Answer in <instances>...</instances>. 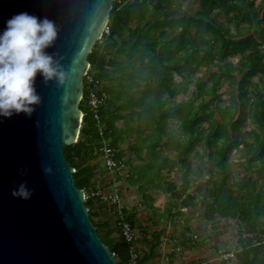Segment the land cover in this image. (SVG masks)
Returning a JSON list of instances; mask_svg holds the SVG:
<instances>
[{"label":"trees","instance_id":"trees-1","mask_svg":"<svg viewBox=\"0 0 264 264\" xmlns=\"http://www.w3.org/2000/svg\"><path fill=\"white\" fill-rule=\"evenodd\" d=\"M261 2L199 0L197 8L190 11L178 6L176 0H115L109 34L104 33L88 57L91 72L100 81V95L107 94L100 110L101 121L104 136L117 149L116 157L122 159L119 143L127 135L137 132L142 137L148 131L141 138L150 158L145 168L156 170L147 179L177 201L170 204L171 215L182 214L181 208L196 205V197L188 194L191 188L188 174L192 173L189 154L196 152L207 157L217 167V179L202 182L195 191L204 192L212 186L207 192L208 197L215 198L209 206L212 205L210 217L219 213L227 218H240L249 230H256L253 234L259 232L264 216V182L258 183L259 179L264 180V49L260 47L264 41V0ZM219 16H224L234 29L221 23ZM235 56L238 64L232 69L228 58ZM203 65L208 66L206 77L194 82L192 75ZM175 75L181 76V82L174 81ZM255 77H259L258 81ZM225 83L229 98L222 105L220 89ZM86 94L87 85L80 103L87 114L79 138L75 144L64 147L66 159L75 169V185L82 189L94 185L104 175L98 173V162L102 160L101 122L88 112ZM180 94L184 98L177 100ZM118 121H125L124 126L119 127ZM173 144L185 155L181 159L186 168L183 184L164 181L163 187L155 180L169 163L163 149ZM239 149L245 154L242 163L248 170L254 169L258 179L250 174L235 190L229 183L230 157ZM132 177L130 172L127 178ZM97 201L103 204L98 198L85 201L91 220L99 214L94 208ZM128 220L134 226L135 218L130 213ZM93 223L119 264H125L131 244L113 236L109 221ZM250 238L252 243L244 242L243 250L236 254L237 264H257L259 256L254 241L259 238L256 234ZM141 253L143 264L145 252Z\"/></svg>","mask_w":264,"mask_h":264},{"label":"water","instance_id":"water-1","mask_svg":"<svg viewBox=\"0 0 264 264\" xmlns=\"http://www.w3.org/2000/svg\"><path fill=\"white\" fill-rule=\"evenodd\" d=\"M114 1L0 0V264H119L64 150Z\"/></svg>","mask_w":264,"mask_h":264},{"label":"rangeland","instance_id":"rangeland-1","mask_svg":"<svg viewBox=\"0 0 264 264\" xmlns=\"http://www.w3.org/2000/svg\"><path fill=\"white\" fill-rule=\"evenodd\" d=\"M256 2L263 4L261 0H256ZM176 4L182 8H188V10L194 11L199 4V0H176ZM218 20L224 25H229L232 29H234L232 24L226 22L224 16H219ZM243 24L246 25L245 23H242V25ZM228 60L229 63H231V68L234 69L238 64V57H229ZM207 68V65L198 67L195 73L192 75V80L195 82L200 77L205 78L207 75ZM212 68H215V66L212 65ZM258 79L259 77L254 78L255 81H258ZM181 80V76L175 75V82L179 83L181 82ZM262 85L263 83H261V86ZM194 86V83H192L190 88L193 89ZM220 92L222 94V99L224 100V102H221V104L224 105L227 103V100L229 98L228 87L226 83L222 86ZM182 98H184V96L180 94L178 95L177 100H181ZM212 106H214V104ZM124 122L125 121H118L117 124L119 127H122L124 126ZM137 122L139 121H131V123L134 124H137ZM141 125H143V122H141ZM176 130L177 128L175 127V131ZM147 132L148 131H146V133H144L142 137H145ZM142 137H139L137 132H132L130 135H127L124 141L119 143V148L123 152L122 159L126 162L127 175H124V177H118L115 185L112 186H114V188H117L120 192L122 191L123 198L125 199V203L128 206V214L130 213L131 216H133L134 218H138V220L142 219L141 223H144L145 220L149 223L152 222L153 225L149 235L154 234V236L158 238H160L162 235L163 239L164 236H168L169 234L171 239V242L169 243L174 246H176L177 244L182 245V247H184L183 245H188L183 244V242L186 243V241H188L187 238L190 234L197 233L200 238V241L198 243L202 244L200 245L202 250L205 249L208 255L211 257L210 259L212 260L217 253V251L214 250V246L217 245V243H215L216 236H219L221 238V242L228 243L227 246L236 248L240 246L242 247L244 245V242L252 243L250 237L256 234V236L262 238V240H260V245H257L255 247L258 253L257 256H259L257 264L260 261H262V264H264V233H262L264 232V216L260 219L263 225L260 227L259 232L253 234V232H256V230H249L248 226H246L244 221L240 218H227L221 216L219 213H215L210 217L209 211H211L212 205L211 207L209 206L210 204H212L215 198L208 197L207 192L211 189L212 186H209L208 190H205L204 192L195 191L202 182H205L211 178L213 181L217 179V167L212 164L211 160H209L207 157H200L196 152H192L189 154L188 158L190 159L192 164V173L188 174V178L191 181V188L188 190V194L194 195L196 197L194 201L196 205H194L193 207L188 206L181 208L182 214L171 215L169 213L170 204H176L177 201L175 199H172L171 193L164 191L160 187L156 186V184L150 182L147 179L148 177L153 175V172L156 170V168H145V164L150 161V158L147 148L143 146V142L141 139ZM166 138L167 137H164L163 140L165 141ZM174 147L175 146L173 144L163 149V156L168 158L169 163L160 170L161 175L157 180H155L156 182L162 183L163 187L166 186V183H164V181L174 182L178 186H181V184H183V174L185 173L186 168L183 167L181 159L184 158L185 155L183 151H178ZM241 149H239L238 151H233L230 157L231 177L229 183L235 190H237L239 184H241L242 181H244L250 174L253 176V178L258 179L255 170H248L242 163L245 162V154ZM197 150L199 152H202V148L198 147ZM155 164H158V161H156ZM98 165V173H104L105 179L104 181L97 183L102 185L105 184L104 186L110 187L108 185V182L107 184L105 183L108 180V178H106L108 173L100 162H98ZM172 166L174 167L171 168ZM210 169H213L214 172L210 173ZM138 171H140V173L142 174L141 177ZM130 172L133 176L131 179H140L137 182H130V177L127 178L128 173ZM104 175L102 174V177H104ZM262 182H264V180H258L259 184ZM143 194L148 195V197L144 196ZM105 204L107 205L106 202H103V204H101V202L99 201L94 204L95 210H100V213L102 215H100V218H97V215H94V220L92 219V221H109L114 230L113 236L119 239L121 236L116 221L114 220V215L110 210H105ZM100 205H102V208L99 207ZM173 211L176 212L177 208H174ZM142 226L144 225L142 224ZM137 228H139V225H137ZM101 233L102 235H104V230H101ZM137 233L139 235V232ZM139 240L140 235L137 241V246L140 250L141 246L139 245ZM256 241L254 242L256 243ZM222 244L223 243H221L220 245ZM160 247L161 249L163 248L164 252L167 251L168 246L163 243V240ZM141 250L140 252H142ZM237 263L238 259L234 258L227 264Z\"/></svg>","mask_w":264,"mask_h":264},{"label":"built area","instance_id":"built-area-1","mask_svg":"<svg viewBox=\"0 0 264 264\" xmlns=\"http://www.w3.org/2000/svg\"><path fill=\"white\" fill-rule=\"evenodd\" d=\"M106 34H109V26L105 28ZM260 47L264 49V41L260 43ZM85 87L87 85V94H86V105L88 107V112H90L93 117L100 123V135L102 136L100 151H101V159L104 167L107 169L109 174H111L114 181L118 179V177H124L127 175L126 162L123 159H119L116 157L117 149L113 146L110 139L104 136L105 129L104 125L101 121V106L105 103L107 98V94L103 92L100 95V81L94 75V72H91V65L84 76ZM84 87V88H85ZM84 97V92L82 99ZM81 99V101H82ZM87 114V112L83 111V117ZM75 171V170H74ZM128 171V170H127ZM129 175V173H128ZM85 198H98L102 202H106L110 206V211L115 217L116 224L119 228V232L123 240L127 243L131 244L130 253L125 264H140L142 259V253L137 247L138 241V233L136 232L132 223L128 220V213L126 210V204L123 199L122 193L117 189H109L102 184L95 183L87 189H84ZM264 235V234H263ZM258 237V236H257ZM258 241H256V245H260L262 238L258 237ZM165 245H168L171 242L170 236H164L162 239ZM264 240V239H263ZM199 241V235L197 233H192L188 236V245H193ZM174 250L180 252L182 251V246H176ZM243 247H236L233 249H220L217 251L214 256V261H230L235 258L238 252H241ZM115 255V254H114ZM186 264H203L202 262L196 263H186Z\"/></svg>","mask_w":264,"mask_h":264},{"label":"crops","instance_id":"crops-1","mask_svg":"<svg viewBox=\"0 0 264 264\" xmlns=\"http://www.w3.org/2000/svg\"><path fill=\"white\" fill-rule=\"evenodd\" d=\"M100 163L104 167L102 160L100 161ZM98 169H99V165H98ZM107 173L108 174L106 178H108V180L105 183L107 184L108 182V185L110 186L107 188L113 189L114 186L112 185H115L116 181L113 180L111 174L109 175V172ZM100 177L97 180H95L96 183L104 181L105 175L104 177H102V175ZM105 207H106L105 210L107 211L110 210V206L108 203ZM126 209H128L127 204H126ZM98 211H99V214H97V218H100V215L102 214L100 213V210ZM114 220H115V217H114ZM141 222H142V219L138 220V218H135L134 228L137 230V232H139V235H140L139 245L141 247L140 246L139 247L140 249H142L143 252H145L143 264H186V263H196L199 261L202 262L203 264H223L224 263V262L214 261L210 259L211 257L208 255L206 250L205 249L202 250L200 246L202 244L198 243L200 241V238H199V241L193 245V247L190 244L183 245L184 247H182V251L180 252L174 250V248L176 246H182V245L177 244L176 246H174L169 243L167 245L168 246L167 251L164 252L163 248L161 249L160 247L162 245V235L159 239L156 236H154V234L149 235V233L151 232L153 223L152 222L149 223L146 220L144 221V223H141ZM142 224L144 226H142ZM137 225H139V228H137ZM215 239H216L215 243H217V245L214 246L215 251H218L220 249H233L234 248V247L227 246L228 243L226 242H221L220 240L221 238L219 236H216ZM221 243L223 244L220 245ZM183 244H188V241H186V243L183 242ZM228 262L229 261H227L226 263Z\"/></svg>","mask_w":264,"mask_h":264}]
</instances>
